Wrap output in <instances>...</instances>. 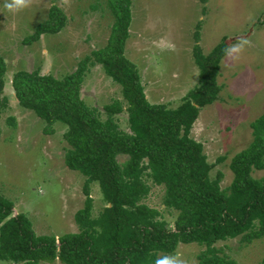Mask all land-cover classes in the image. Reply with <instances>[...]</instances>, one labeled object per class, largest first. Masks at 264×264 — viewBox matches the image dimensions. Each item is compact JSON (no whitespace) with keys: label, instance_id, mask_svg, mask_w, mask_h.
<instances>
[{"label":"trees","instance_id":"1","mask_svg":"<svg viewBox=\"0 0 264 264\" xmlns=\"http://www.w3.org/2000/svg\"><path fill=\"white\" fill-rule=\"evenodd\" d=\"M204 3L206 0H198ZM112 21L105 44L90 51L75 68L60 79L39 75L36 70H17L9 79L17 106L32 112L51 134V125L64 126L66 144L63 166L83 177L81 208L72 214L75 232L56 240L35 235L22 213L10 216L12 203L0 196V261L13 264H155L159 256L171 254L178 243L201 247L196 264H234L212 245L239 237L264 243V108L248 123L251 139L231 156L227 168L229 183L220 188L221 174L208 176L199 142L188 136L197 110L216 99L218 62L228 43L222 38L207 53H201L194 28L191 59L197 69L195 86L187 90L172 108L148 103L142 93L133 64L123 56L129 23V0H105ZM63 25V16L50 7L23 42L40 34H54ZM99 65L102 73L119 88L124 102L127 131L114 123L112 115L121 110L118 101L102 106L104 119L95 108L86 107L78 96L86 64ZM5 66L0 57V110ZM12 117L5 122L13 126ZM124 156L119 164L116 156ZM262 170L259 178L250 175ZM162 188L161 205L175 212L170 226L152 207L142 203L148 186ZM95 183L103 203L91 216L88 185ZM258 264H264V254Z\"/></svg>","mask_w":264,"mask_h":264},{"label":"rangeland","instance_id":"2","mask_svg":"<svg viewBox=\"0 0 264 264\" xmlns=\"http://www.w3.org/2000/svg\"><path fill=\"white\" fill-rule=\"evenodd\" d=\"M6 2L10 0H0V57L5 66L1 95L6 97L0 110V196L12 203L10 216L22 213L35 235H51L56 240L76 231L72 214L82 206L83 177L63 166L64 126L54 123L51 134L42 133L43 123L17 106L9 79L17 70H36L55 79L70 73L82 58L91 59V50L105 44L112 15L105 0H32L18 12L9 11ZM50 7L63 16L62 27L54 34L23 42L46 19ZM129 14L123 56L133 64L145 100L168 108L177 105L197 82L191 59L196 25V44L204 54L222 38L229 42L227 48L242 38L251 41L239 60L225 54L219 60L216 99L197 110L188 132L211 165L209 178L218 171V185L225 187L231 178L228 161L249 143L248 123L264 108V0H129ZM82 74L78 96L83 104L95 108L103 120L102 106L118 101L121 110L112 119L126 132L125 104L118 86L95 63L86 64ZM8 116L13 126L5 122ZM124 160L116 156L119 164ZM262 174V170L250 172L254 178ZM143 181L148 191L142 203L157 210L170 226L175 212L161 205V186ZM88 195L90 214L95 216L103 206L95 183L88 185ZM212 246L234 264H258L264 254L261 239L243 242L236 236ZM199 250L194 243H178L171 254L196 264ZM39 264L60 263L54 259Z\"/></svg>","mask_w":264,"mask_h":264},{"label":"clouds","instance_id":"3","mask_svg":"<svg viewBox=\"0 0 264 264\" xmlns=\"http://www.w3.org/2000/svg\"><path fill=\"white\" fill-rule=\"evenodd\" d=\"M32 0H10L5 3V7L12 12L21 11L31 5ZM251 46V41L247 39H240L229 48H225L223 51L225 56L229 57L233 61L240 59L241 55L246 50V47ZM155 264H195L194 261L182 257L180 254L164 255L163 257L157 258Z\"/></svg>","mask_w":264,"mask_h":264}]
</instances>
